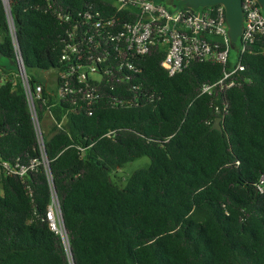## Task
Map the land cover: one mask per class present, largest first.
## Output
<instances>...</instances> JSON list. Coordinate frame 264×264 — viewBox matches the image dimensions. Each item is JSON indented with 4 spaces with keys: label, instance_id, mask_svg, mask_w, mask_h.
Listing matches in <instances>:
<instances>
[{
    "label": "trees",
    "instance_id": "16d2710c",
    "mask_svg": "<svg viewBox=\"0 0 264 264\" xmlns=\"http://www.w3.org/2000/svg\"><path fill=\"white\" fill-rule=\"evenodd\" d=\"M108 5L0 0V264H264V190L256 188L264 176V55L248 48L238 86L200 95L202 84L222 75L221 64L193 60L169 75L165 49L154 44L134 58L140 73L101 81L88 115L79 97L81 108L72 98L55 100L54 87L29 71L62 69L67 23L59 15L108 13ZM16 45L30 83L43 86L38 118L66 114L64 129L44 136L49 171L40 164L24 176L1 165L40 159ZM222 102L220 132L211 126ZM141 156L150 163L125 185L112 181V172ZM54 199L65 232L51 227Z\"/></svg>",
    "mask_w": 264,
    "mask_h": 264
},
{
    "label": "built area",
    "instance_id": "2783aa9c",
    "mask_svg": "<svg viewBox=\"0 0 264 264\" xmlns=\"http://www.w3.org/2000/svg\"><path fill=\"white\" fill-rule=\"evenodd\" d=\"M242 9L243 29L236 50L230 46L222 4L199 9L181 6L169 10L155 0H112V5H108V13H105L104 7H90L78 11L74 16L59 15L67 27L60 55L62 69L57 71L51 82L48 81L54 87L51 96L55 100L72 98L73 105L81 108L83 105L75 99L79 97L85 103L83 108L87 114L91 115L93 106L100 98L98 87L101 81L108 82L109 77L113 82L128 80L133 73H140L141 68L134 62V58L146 54L154 44L165 49L161 66L169 75L182 71L193 60L221 64L222 75L214 82L202 84L200 95H212L217 89L224 92L238 86L240 80L236 76L244 68L242 54L253 47L255 52L264 55V8L256 0H242ZM232 51L235 53L233 57ZM14 53L35 129L40 159H33L28 165L13 166L7 161H1V165L8 172L24 176L40 164L49 171L45 152L46 134L41 121L48 114L55 130H62L66 114L60 120H55L48 110L42 119L38 118L36 102L41 99L43 86L30 83L17 45ZM139 86L133 84L132 89H138ZM134 101H138L137 95ZM128 102L127 98L120 99V104ZM226 110L225 102L215 106L220 123ZM114 134L115 131L110 130L103 136ZM256 188L259 192L264 190V176ZM51 214L50 209L48 217L54 229Z\"/></svg>",
    "mask_w": 264,
    "mask_h": 264
},
{
    "label": "water",
    "instance_id": "95a60500",
    "mask_svg": "<svg viewBox=\"0 0 264 264\" xmlns=\"http://www.w3.org/2000/svg\"><path fill=\"white\" fill-rule=\"evenodd\" d=\"M2 1L3 4L7 7L8 0H2ZM178 1L182 6L189 7L192 9H199V8H204L206 6L222 4L225 8V24L227 27V34L230 39V46L233 50H236V43L243 29L244 13L242 9V0H178ZM256 1L258 2L261 8H264V0H256ZM175 7H177L176 4H172V8ZM1 58H2V54L0 52V59ZM211 129L218 130L220 132L223 131L219 116L215 117ZM56 204L59 211L60 224L62 230L65 232L63 218L60 212L59 203L57 199H56ZM54 227L56 228L55 223H54ZM61 235H63V232H61Z\"/></svg>",
    "mask_w": 264,
    "mask_h": 264
},
{
    "label": "rangeland",
    "instance_id": "374dc122",
    "mask_svg": "<svg viewBox=\"0 0 264 264\" xmlns=\"http://www.w3.org/2000/svg\"><path fill=\"white\" fill-rule=\"evenodd\" d=\"M264 13V10L262 11ZM234 51L231 52V56H234ZM57 71L51 69L49 71H39V70H31L29 71V75L33 76L37 80H46L51 82L53 78L55 77ZM41 125L44 131V134H47L54 126L52 123V120L49 118V115L47 114L44 119L41 121ZM150 163V160L147 156H141L138 158H135L129 162H127L123 167L120 169H117L116 171L112 172L110 174L111 179L113 182H115L117 185L123 186L125 185L126 177L133 172L135 169H138L140 167L146 166ZM51 216L53 215L56 219L55 222H57L60 226V217H59V211L58 207L56 205V202L54 201L51 205ZM56 225V224H55Z\"/></svg>",
    "mask_w": 264,
    "mask_h": 264
},
{
    "label": "bare ground",
    "instance_id": "6f19581e",
    "mask_svg": "<svg viewBox=\"0 0 264 264\" xmlns=\"http://www.w3.org/2000/svg\"><path fill=\"white\" fill-rule=\"evenodd\" d=\"M51 218H52V221L55 223L56 221L55 217L52 215Z\"/></svg>",
    "mask_w": 264,
    "mask_h": 264
},
{
    "label": "clouds",
    "instance_id": "9594fccd",
    "mask_svg": "<svg viewBox=\"0 0 264 264\" xmlns=\"http://www.w3.org/2000/svg\"><path fill=\"white\" fill-rule=\"evenodd\" d=\"M56 226V225H55ZM62 228V227H61Z\"/></svg>",
    "mask_w": 264,
    "mask_h": 264
}]
</instances>
